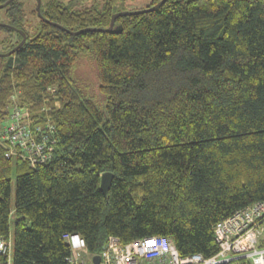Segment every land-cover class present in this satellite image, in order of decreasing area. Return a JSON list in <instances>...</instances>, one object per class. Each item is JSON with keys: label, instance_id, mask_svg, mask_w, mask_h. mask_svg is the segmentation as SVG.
Here are the masks:
<instances>
[{"label": "trees", "instance_id": "16d2710c", "mask_svg": "<svg viewBox=\"0 0 264 264\" xmlns=\"http://www.w3.org/2000/svg\"><path fill=\"white\" fill-rule=\"evenodd\" d=\"M122 2L49 0L41 13L72 32L106 29ZM3 11L5 53L23 39L13 28L27 42L0 57V133L18 93L34 121L55 125L58 141L54 160L37 167L0 144V238L13 249L0 264H69L66 234L83 237L91 255L109 236H164L182 257L216 256L215 227L264 202V0H167L117 18L111 32L76 36L37 9L31 36L18 0ZM86 52L102 106L74 78Z\"/></svg>", "mask_w": 264, "mask_h": 264}, {"label": "built area", "instance_id": "2783aa9c", "mask_svg": "<svg viewBox=\"0 0 264 264\" xmlns=\"http://www.w3.org/2000/svg\"><path fill=\"white\" fill-rule=\"evenodd\" d=\"M3 124L0 144L5 147L7 157L19 158L32 167L54 160L58 139L50 120L34 121L26 108L14 104ZM263 217L264 202H258L221 221L214 229L220 251L209 259L201 254L182 257L172 240L164 236H149L129 243L109 236L101 253L93 255L87 252L86 242L79 234H66L64 239L71 249L69 264H95L96 256L100 257L99 264H221L240 259L264 264V247L260 246ZM10 252L11 243L0 238V254L10 258Z\"/></svg>", "mask_w": 264, "mask_h": 264}, {"label": "rangeland", "instance_id": "374dc122", "mask_svg": "<svg viewBox=\"0 0 264 264\" xmlns=\"http://www.w3.org/2000/svg\"><path fill=\"white\" fill-rule=\"evenodd\" d=\"M8 1V0H6ZM21 3L24 4L25 8V21L27 24L26 25V30L31 36H34L38 33L39 28H40V23L39 19L35 17L32 14V11L37 9L38 1L37 0H18ZM49 0H42V3H45ZM63 3H68L71 0H61ZM80 7H91L95 6L98 8H101L104 4L105 0H77ZM152 0H124V2L120 3L117 6V11L122 10L125 12H131V11H137V10H144L147 7L150 6ZM77 5V3H76ZM78 5V6H79ZM77 9V8H76ZM9 21L11 22V19L6 16L4 13L3 9H0V21ZM5 39V34L1 33L0 34V53H5V50L7 48L6 43L2 42ZM74 78L77 81V84L79 88L88 96L90 97L94 102H96L98 105H103V98L99 94L98 86H99V81L97 77V67L95 63V58L94 56L86 52L83 54L79 61L76 64L75 70H74ZM19 94L16 93L14 94V98L12 101H14L15 105L21 106L19 103ZM26 110L28 111L29 115L32 116V111L30 106H25ZM47 109H43V112H46ZM12 111V106L9 107V113L6 116L5 120L9 116V114ZM48 112V110H47ZM4 124L2 125L3 128ZM1 128V129H2ZM14 201H15V188L13 190V195H12V208H14ZM12 218H11V230L14 232L15 228V215L12 213ZM262 226L264 228V225L262 223ZM264 239V231L263 234L261 235L260 240ZM13 257V249L10 254V261Z\"/></svg>", "mask_w": 264, "mask_h": 264}, {"label": "water", "instance_id": "95a60500", "mask_svg": "<svg viewBox=\"0 0 264 264\" xmlns=\"http://www.w3.org/2000/svg\"><path fill=\"white\" fill-rule=\"evenodd\" d=\"M15 0H8L6 1L5 3L1 4L0 5V9H3L5 8L6 6H8L11 2H13ZM38 1V5H37V12H38V15L41 19H43L46 23L48 24H51L55 27H58L62 30H66L69 34H72L73 36H76V35H79L81 34L82 32L84 31H100V32H111L114 30V27H115V21L117 18L119 17H124V16H130V15H138V14H143V13H146V12H151V11H154L156 9H158L160 6H162L167 0H161L158 4L150 7V8H146L144 10H137V11H131V12H118V13H115L113 16H112V20H111V24L108 28L106 29H87V30H81V31H77V32H72V31H69L67 29H65L62 25L60 24H57L55 22H51L49 20H46L44 19V17L42 16V13H41V5H42V0H37ZM0 26L4 27V26H8V27H11L10 25L8 24H4L2 22H0ZM15 29L18 33H20L22 36H23V39L22 41L14 48L12 49L11 51L7 52V53H0V57H9L11 55H13L17 50H19L26 42H27V34L22 31V30H19L17 28H13ZM116 33H119L120 31L119 30H115ZM112 180H113V174L110 173V172H105L102 177H101V190L102 192L107 195L109 189H110V186H111V183H112ZM93 262L95 264H99L100 263V257L99 256H96L94 257L93 259Z\"/></svg>", "mask_w": 264, "mask_h": 264}, {"label": "flooded vegetation", "instance_id": "af4514ba", "mask_svg": "<svg viewBox=\"0 0 264 264\" xmlns=\"http://www.w3.org/2000/svg\"><path fill=\"white\" fill-rule=\"evenodd\" d=\"M0 22H2V21H0Z\"/></svg>", "mask_w": 264, "mask_h": 264}]
</instances>
